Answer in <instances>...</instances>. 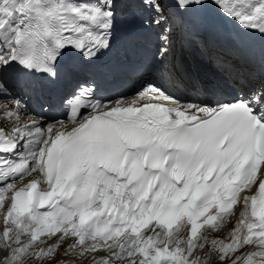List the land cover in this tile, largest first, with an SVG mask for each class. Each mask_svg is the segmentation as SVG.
Masks as SVG:
<instances>
[{
    "label": "snow or ice",
    "instance_id": "6c2138e0",
    "mask_svg": "<svg viewBox=\"0 0 264 264\" xmlns=\"http://www.w3.org/2000/svg\"><path fill=\"white\" fill-rule=\"evenodd\" d=\"M213 10L244 53L222 98L82 79L122 26L158 29L162 61ZM56 85L65 118L26 122L21 93ZM0 101V264H264V0H0Z\"/></svg>",
    "mask_w": 264,
    "mask_h": 264
},
{
    "label": "bare ground",
    "instance_id": "6f19581e",
    "mask_svg": "<svg viewBox=\"0 0 264 264\" xmlns=\"http://www.w3.org/2000/svg\"><path fill=\"white\" fill-rule=\"evenodd\" d=\"M225 20L226 21V25H227V28H228V32L232 35H236L237 34V28H238V25L235 24L234 22L232 21H228L225 17H223L222 15L218 14L215 10H213V13H212V20H213V26L214 28H217L219 30H221V27H220V23H221V20ZM215 21H218V23H216ZM226 29H224L225 31ZM184 34H185V31L183 32H179L178 33V41H175L173 42L174 43V47H179L180 50L179 52L176 51L174 52V47L171 46L169 47V54L166 58H164L162 61H159V64H158V67L157 69L155 70L154 74L156 75L155 77L159 80L160 84H163L165 87H168L170 90H174L175 94L177 96H185V92H184V88L186 86H188V84L191 83V78H189V73L188 71L190 70L191 67H189V64L186 63V61L183 59V57H178L177 56V52L179 54H182L181 51L183 50V37H184ZM206 39H208L209 43H210V47L211 49L214 51V48L218 47V44L215 43V36L213 35H207L205 36ZM198 47L192 42V45H191V51L193 54L197 55L198 56ZM221 50H223V48H221ZM225 52V51H224ZM172 54L175 55V57H172ZM217 59H221L220 57H218ZM195 67H196V71L198 72V75H202L201 71H205V67L203 66V64H207L206 62H202L201 61V58L200 57H195ZM235 60V61H234ZM240 59H239V56L238 54L236 55H233L231 56V62H229V66L232 68V70L234 69L236 71V74L238 71V68L241 70V67H239L237 65L236 62H238ZM214 70H216L217 72L218 71H221L220 67H214ZM167 74V82L168 84H166L167 82L165 83H162L161 82V78H164L165 75ZM235 74V75H236ZM220 78V77H219ZM138 82V81H137ZM136 82V83H137ZM201 87H206V84H201L199 86H192V89L190 90V95L193 96L194 94V89H201ZM138 92L134 91L133 90V87L132 86H129L128 88H123L122 90H119V92L117 93V96L118 97H123V98H127V99H131L132 97H134ZM195 100H192V101H184V99H180L181 102H192V103H201L203 100H205V98H194ZM0 103H3V101H0ZM29 110H32L34 111V107L30 104V109ZM22 118L27 122V121H31L33 119H37V120H41L43 121V119L40 117V115H37V114H32L30 116H22ZM43 126V124L41 125ZM239 206H237L238 208ZM238 216H239V212H235L232 216H231V219H229L227 225L222 229V232L219 231V232H216V233H210L208 235V239L209 241L213 238H217L219 239V235L221 234V239L223 238H227L229 233H230V230L231 228L235 225V222L236 220L238 219ZM2 230V229H0ZM0 248H2V245H0ZM198 252V255L202 258V259H207L206 257V253H207V246L205 247L204 250H197ZM97 257H101V256H106L107 253L105 251H101L99 253L96 254ZM0 257H2V253H0ZM209 264H212V262L210 261Z\"/></svg>",
    "mask_w": 264,
    "mask_h": 264
},
{
    "label": "rangeland",
    "instance_id": "374dc122",
    "mask_svg": "<svg viewBox=\"0 0 264 264\" xmlns=\"http://www.w3.org/2000/svg\"><path fill=\"white\" fill-rule=\"evenodd\" d=\"M177 36H178V33H177L174 37H172L171 40L176 39ZM194 44H196L197 46H201V47H203V46H204V41H203V40H200V39L198 38V39H195V40H194ZM173 47H174V46H173ZM187 53H188V52H187ZM221 53H222L221 51H215V52H214V58H216V57H226V55H222ZM188 57L191 58V55H189ZM184 59L187 60V57H184ZM223 60H224V58L222 59V61H223ZM227 61H230V60L228 59ZM227 61H226V63H227ZM188 62H189V61H188Z\"/></svg>",
    "mask_w": 264,
    "mask_h": 264
}]
</instances>
